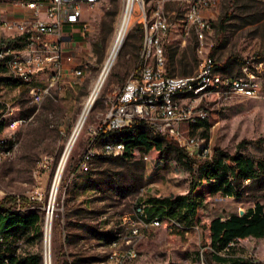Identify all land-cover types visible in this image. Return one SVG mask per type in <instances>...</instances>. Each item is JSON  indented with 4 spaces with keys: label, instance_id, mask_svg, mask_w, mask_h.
Listing matches in <instances>:
<instances>
[{
    "label": "rangeland",
    "instance_id": "1",
    "mask_svg": "<svg viewBox=\"0 0 264 264\" xmlns=\"http://www.w3.org/2000/svg\"><path fill=\"white\" fill-rule=\"evenodd\" d=\"M14 1L0 0V3L2 7H10ZM155 1L145 0V3ZM123 7L124 0H98L92 6L83 7L73 39L66 41L63 47L74 57V62L68 70L62 71L39 104L32 101L28 91L31 86H47L51 68L38 72V77L34 74L30 82H20L11 78L8 70L0 65L2 100L17 107L15 114L28 118L27 124L19 130L20 144L14 156L0 162V199L6 194L25 198L14 209L23 216L29 211L39 216L35 226H18L8 240L9 244L0 245L3 257L13 253L23 260L35 255L39 264H44V229L49 214L50 264H112L108 257L111 242H121L129 232L130 222L124 221V217L133 219L137 206L145 204L148 207L149 198L174 197L189 189L191 172L173 151L161 160L150 156L146 162L140 158L142 149H136L132 160L100 155L91 160L86 172L76 169L90 127L102 126L109 99L138 67V47L142 37L136 30L139 24L136 22L127 32L76 136L50 200L59 158L110 53ZM163 9L177 22L183 18L181 0H165ZM226 13L229 18L220 30L219 20ZM82 24L86 26L84 35L79 29ZM211 25L212 30L201 43L192 33L183 37L174 30L163 39L164 54L172 75L196 74L203 57L208 55L215 71L221 75L241 76L243 65L257 69L263 96L259 99L239 95L224 98L214 94L198 98L195 104L203 109L205 118L202 123H195L197 126L184 125L182 130L190 137L202 138L212 152L218 149L251 158L257 168L258 163L264 165V0H217ZM2 32L0 27V38L4 36ZM76 66L83 69L81 75L72 73ZM3 108L0 106V110ZM135 126L137 131L145 129L141 123ZM103 132L98 134V147L104 140L126 133L119 131L108 135ZM252 140H260V143ZM191 159L194 161L193 180L198 181L205 176V160ZM224 172V169L219 171L220 174ZM233 182L232 195L221 190L204 194L197 219L194 218L190 226L173 217L184 229L169 231L165 219L158 227H148L136 240V257L124 264H264V240L256 238L243 243L238 240L233 246L235 252L242 254L235 258L242 262L222 263L211 257L208 230L211 219L246 211L258 203L264 206L263 168L254 179H235ZM219 252L221 255L218 256L223 257L224 253L234 251Z\"/></svg>",
    "mask_w": 264,
    "mask_h": 264
},
{
    "label": "built area",
    "instance_id": "2",
    "mask_svg": "<svg viewBox=\"0 0 264 264\" xmlns=\"http://www.w3.org/2000/svg\"><path fill=\"white\" fill-rule=\"evenodd\" d=\"M164 1L148 4L145 0H131L133 20L129 30L136 22L142 26L139 64L123 87L109 99L102 126L90 127L87 144L77 163L76 169L80 172L88 170L95 156H121L124 153V142L115 138L104 140L98 147L101 130L125 128L136 122H142L150 136L161 135L175 140L190 158L212 162L213 152L204 140L190 137L182 130L184 125L191 126L205 118V112L195 101L214 94L224 98L239 95L259 99L263 96L257 69L243 65L241 76L221 75L215 71L208 55L203 57L194 75L169 74L163 39L174 30L183 37L192 33L199 43L203 42L212 30L217 0H181L184 13L179 22L164 12ZM96 2L98 0H16L10 7H2L0 3V27L5 34L0 38V65L8 70L11 78L20 82H30L34 74L45 68L52 70L47 86L29 88L35 104L43 100L63 74L64 43L73 39L83 7ZM128 3L129 0H124V6ZM15 9H22L21 15H15ZM79 29L84 35L85 24ZM82 71L76 66L72 73L81 75ZM0 106H4L0 110V162H3L10 160L17 151L19 130L27 124L28 118L15 114L17 107L3 101L1 96ZM140 158L145 162L150 160L145 152ZM132 216L133 219L123 218L130 222L128 235L121 242L114 240L110 244L112 249L108 257L112 264H124L136 257V240L148 227L160 226L163 219L169 231L184 229L173 217L149 218L143 205L137 206ZM238 240H231L227 247H233Z\"/></svg>",
    "mask_w": 264,
    "mask_h": 264
},
{
    "label": "trees",
    "instance_id": "3",
    "mask_svg": "<svg viewBox=\"0 0 264 264\" xmlns=\"http://www.w3.org/2000/svg\"><path fill=\"white\" fill-rule=\"evenodd\" d=\"M228 18V13L221 17L219 20L220 30L224 29ZM136 30L142 37L141 24L137 25ZM140 47L141 44L138 51H140ZM167 70L169 74H172L168 64ZM202 121L200 120L199 124ZM139 123L142 124V122H136L129 127L120 128L121 130L112 129L103 133L112 135L119 131L126 132L121 137L115 138L124 142L125 150L121 157L126 160H132L135 157L136 149H142L149 156L159 160L166 157L170 151H173L176 153L178 160L188 168L192 175L189 189L185 194L167 198H149L147 200L148 207L143 204V210L149 218L155 216L160 218L178 217L190 226L191 221L194 218L197 219L201 200L205 193L211 194L221 190L226 195H232L235 189L233 185L235 179H254L261 168L264 169L262 163H258L257 168H255L253 160L242 154H229L215 149L213 151V161H205L207 169L205 176L198 181H194V161L186 154L185 150L173 139L161 135L150 136L145 129L135 130V125ZM252 142L258 144L260 140H252ZM241 146L242 143L238 147ZM221 169L226 170V172L220 174ZM23 201H25V198L9 194L0 199V245L5 244L7 246L9 244L8 240L15 233L18 226L33 227L37 224L39 216L36 212L29 211L23 216L22 213L14 209ZM208 230L210 233V248L213 252L211 254L212 259L226 261L227 258L218 256V253L220 250H229L231 247H227V244L231 240L244 239L248 236L264 237V206L259 203L255 204L253 209H248L243 215L232 214L224 220L215 217L209 222ZM0 264H39V259L35 255H30L20 260L12 253L5 257L0 255Z\"/></svg>",
    "mask_w": 264,
    "mask_h": 264
},
{
    "label": "bare ground",
    "instance_id": "4",
    "mask_svg": "<svg viewBox=\"0 0 264 264\" xmlns=\"http://www.w3.org/2000/svg\"><path fill=\"white\" fill-rule=\"evenodd\" d=\"M131 10V0H129L128 5L124 6L122 16H121V21L120 25L117 31V34L115 36L114 42L111 46L110 53L108 57L106 58L103 67L101 68L91 90L86 98L84 105L81 109L80 115L75 123V126L71 132L70 137L68 138V141L66 142V145L62 151V154L59 158L58 165L55 171L54 179H53V185L51 189V198L50 200L52 201L56 186L58 184V181L61 176L62 169L64 167V164L66 162V159L72 149V146L74 144V141L76 139L77 134L79 133V130L89 112V109L92 107L97 94L100 90V87L109 71L111 66L113 65L118 52L125 40V37L127 35V32L129 31V26L131 24V21L133 20L132 14L130 13ZM3 193V192H2ZM1 197V196H0ZM50 233H51V216L49 214L46 217V224H45V229H44V264H50V253H49V239H50Z\"/></svg>",
    "mask_w": 264,
    "mask_h": 264
},
{
    "label": "crops",
    "instance_id": "5",
    "mask_svg": "<svg viewBox=\"0 0 264 264\" xmlns=\"http://www.w3.org/2000/svg\"><path fill=\"white\" fill-rule=\"evenodd\" d=\"M21 13H22V9H15V15H21ZM2 35H5L4 34V32H2ZM69 57H70V59H69ZM74 62V57L73 56H71V54H70V52L68 51V50H66V49H64L63 50V70H68L69 68H70V65L72 64ZM75 66V65H74ZM36 75H37V73H36ZM39 75V74H38ZM38 75H37V77H38ZM35 75H33V77H34ZM254 208V207H253ZM253 208H248V209H253ZM247 209V210H248ZM246 210V211H247ZM246 211H241L240 213H233V214H237V215H239V216H241V215H243ZM230 215H232V214H230ZM229 215V216H230ZM229 216H227V217H225V218H221V217H219L221 220H224V219H226V218H228ZM251 238H255V237H253V236H248V237H246V238H244V239H239V241H241L242 243L243 242H249V239H251ZM256 239H260V240H264V237L263 238H256ZM235 247H231L228 251H234V252H228V253H224V256L223 257H226L227 258V260L226 261H221L222 263H226V262H230V260H238V261H240V262H242V260L241 259H239V258H235V256H237V255H242L241 253H239V252H235ZM218 255H221L220 254V252L218 253ZM222 257V256H221ZM217 261H220V260H217Z\"/></svg>",
    "mask_w": 264,
    "mask_h": 264
},
{
    "label": "water",
    "instance_id": "6",
    "mask_svg": "<svg viewBox=\"0 0 264 264\" xmlns=\"http://www.w3.org/2000/svg\"><path fill=\"white\" fill-rule=\"evenodd\" d=\"M93 106V105H92ZM91 109V108H90ZM90 109H89V111H90Z\"/></svg>",
    "mask_w": 264,
    "mask_h": 264
}]
</instances>
